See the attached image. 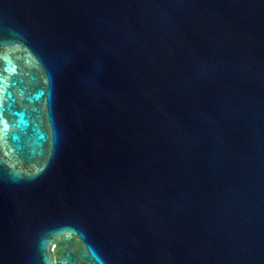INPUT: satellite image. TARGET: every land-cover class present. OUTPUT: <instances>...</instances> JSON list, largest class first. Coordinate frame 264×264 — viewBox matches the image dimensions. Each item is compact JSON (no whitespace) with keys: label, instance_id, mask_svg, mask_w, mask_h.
<instances>
[{"label":"water","instance_id":"obj_1","mask_svg":"<svg viewBox=\"0 0 264 264\" xmlns=\"http://www.w3.org/2000/svg\"><path fill=\"white\" fill-rule=\"evenodd\" d=\"M0 264H264V0H0Z\"/></svg>","mask_w":264,"mask_h":264}]
</instances>
